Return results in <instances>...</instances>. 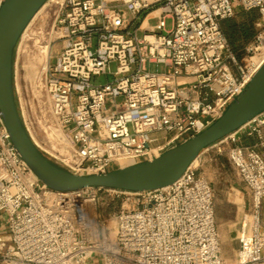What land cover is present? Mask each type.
<instances>
[{
	"label": "built area",
	"instance_id": "obj_1",
	"mask_svg": "<svg viewBox=\"0 0 264 264\" xmlns=\"http://www.w3.org/2000/svg\"><path fill=\"white\" fill-rule=\"evenodd\" d=\"M50 1L58 10L42 74L48 115L39 120L55 153L23 123L70 172L105 173L159 156L219 118L264 64V0ZM237 6L259 12L242 57L221 25ZM154 12L158 23L139 37L140 15ZM114 61L117 77L93 84ZM245 126L261 149L229 150L251 200L234 264H264V111ZM0 127V264H225L213 189L196 160L158 189L55 190L21 157L1 115ZM102 189L139 201L116 214L113 238L95 210Z\"/></svg>",
	"mask_w": 264,
	"mask_h": 264
},
{
	"label": "water",
	"instance_id": "obj_2",
	"mask_svg": "<svg viewBox=\"0 0 264 264\" xmlns=\"http://www.w3.org/2000/svg\"><path fill=\"white\" fill-rule=\"evenodd\" d=\"M47 0H4L0 8V115L10 139L35 175L48 187L143 191L172 184L208 146L264 111V64L223 114L199 133L144 162L105 173L78 174L53 163L34 144L21 119L14 92L13 62L19 38Z\"/></svg>",
	"mask_w": 264,
	"mask_h": 264
},
{
	"label": "rangeland",
	"instance_id": "obj_3",
	"mask_svg": "<svg viewBox=\"0 0 264 264\" xmlns=\"http://www.w3.org/2000/svg\"><path fill=\"white\" fill-rule=\"evenodd\" d=\"M57 10L58 5L54 4V2L47 0L44 3L38 15L29 25L25 36L22 38L21 35L19 38L13 62L14 92L21 119L22 121L25 120V125L37 144L43 150L45 149L49 152L53 150L50 145L51 142L48 140L39 120L41 117L48 115L47 99L43 89L40 46L49 43L48 33L54 24ZM242 12L251 11L237 6L235 15L228 25L233 27L234 24H239L242 21ZM142 16L143 13L137 22L141 20ZM128 18L129 20L133 19L130 14ZM171 22L170 18L166 19L167 30L171 27ZM149 23L155 26L158 23V19L150 18ZM143 33L142 29L138 30L139 37ZM246 44L243 41H238L236 44L234 51L239 57L243 56ZM58 46L60 45L55 42L53 48ZM55 60L56 56H53L52 63ZM117 65L116 61L111 62L109 70L106 73L93 75L91 82L96 85L112 82L117 77L114 74L117 70ZM155 68L156 66L154 65L151 69ZM76 97L77 94L73 96V102H76ZM157 135L162 139V133ZM220 140L204 149L200 154L201 158H197L194 165L197 167V172L209 181L213 189L215 219L224 263L234 264L238 249V236L242 231L244 222L250 220L251 200L245 185L229 160V150L234 146L232 144L233 140L231 138H222ZM54 151L56 150H53V153H55ZM44 153L53 163L61 166L62 163L57 158L49 153ZM138 205L139 201L136 197H130L127 200L126 195H117L103 189L97 191L96 194L95 210L97 216L102 220H106L112 238L116 232V214L122 209L137 207ZM4 220V216L0 215V231L5 228L3 225ZM94 264L101 263L95 262Z\"/></svg>",
	"mask_w": 264,
	"mask_h": 264
},
{
	"label": "trees",
	"instance_id": "obj_4",
	"mask_svg": "<svg viewBox=\"0 0 264 264\" xmlns=\"http://www.w3.org/2000/svg\"><path fill=\"white\" fill-rule=\"evenodd\" d=\"M242 21L239 24H234L233 27L228 25L232 18H228L222 21V29L227 37L232 49L235 50L238 41L248 43L256 32L255 21L259 16V12L252 10L251 12H242Z\"/></svg>",
	"mask_w": 264,
	"mask_h": 264
},
{
	"label": "crops",
	"instance_id": "obj_5",
	"mask_svg": "<svg viewBox=\"0 0 264 264\" xmlns=\"http://www.w3.org/2000/svg\"><path fill=\"white\" fill-rule=\"evenodd\" d=\"M156 13H151L148 16L144 17V13L143 16L141 18L140 22V29H142L143 31H146L149 28H152L153 26L149 23L150 18H152ZM138 22V23H139ZM139 29V30H140ZM248 127H242L236 131L233 132V134H231V136L229 138H231L233 140V145H256L258 147V149H261L260 145H259V138L256 134H248ZM201 158V155H200ZM118 167H113V169H117ZM262 216L264 218V201H263V205H262Z\"/></svg>",
	"mask_w": 264,
	"mask_h": 264
},
{
	"label": "bare ground",
	"instance_id": "obj_6",
	"mask_svg": "<svg viewBox=\"0 0 264 264\" xmlns=\"http://www.w3.org/2000/svg\"><path fill=\"white\" fill-rule=\"evenodd\" d=\"M41 8L35 13L33 18L31 19V21L29 22V24L26 26L25 31L22 34V38L25 36V34L27 32V29L29 28V25L32 23V21L35 19V17L38 15V13L41 10ZM40 48H41V54H42V58H41L42 69H43V71H45V69L48 67V64H49V59H50V55H51V49H50L49 44L41 45ZM8 134H9V132H8ZM58 135L61 136L60 133H58ZM88 210H89V215H92L93 209H92V206L90 204L88 206Z\"/></svg>",
	"mask_w": 264,
	"mask_h": 264
}]
</instances>
